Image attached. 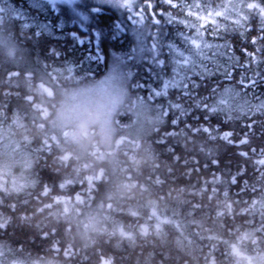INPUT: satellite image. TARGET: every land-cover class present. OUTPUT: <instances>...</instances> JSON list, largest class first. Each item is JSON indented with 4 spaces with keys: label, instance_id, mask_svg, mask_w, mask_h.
Listing matches in <instances>:
<instances>
[{
    "label": "trees",
    "instance_id": "trees-1",
    "mask_svg": "<svg viewBox=\"0 0 264 264\" xmlns=\"http://www.w3.org/2000/svg\"><path fill=\"white\" fill-rule=\"evenodd\" d=\"M10 1L0 35L24 53L0 47V264H264V115L214 108L224 85L242 88V73L264 94V51L255 62L245 54L264 49L259 17L247 21L250 30L216 17L213 32V22L160 0L138 24L117 5L73 1L42 11ZM19 3L32 13L25 20ZM28 15L61 22V35L35 34ZM183 33L200 47H188L194 63L180 76L171 67ZM122 60L109 134L76 141L58 109ZM173 79L179 87L155 95Z\"/></svg>",
    "mask_w": 264,
    "mask_h": 264
},
{
    "label": "rangeland",
    "instance_id": "rangeland-1",
    "mask_svg": "<svg viewBox=\"0 0 264 264\" xmlns=\"http://www.w3.org/2000/svg\"><path fill=\"white\" fill-rule=\"evenodd\" d=\"M73 1H77V3L79 4L96 3V4H107L111 6L117 5L116 0H73ZM175 3L179 7L180 4L178 2H175ZM0 4H2L6 9L10 8V6H13L10 0H0ZM28 4L31 5L32 7H36L42 11H45L44 7H46V4H49V3H48V0H28ZM135 4H137V2ZM142 7H144V5L141 3L138 8H142ZM230 7L239 8V6L237 7L235 5H232ZM15 9L19 11V16L21 18H23L26 15V13L32 14L30 13L28 8H24L20 6V3ZM149 11L150 10H147L146 13H149ZM171 14H173V12ZM128 15H129L128 19H135L133 20V23L135 24L141 23L143 20V18L141 19L139 12L133 9L131 10V12H129ZM172 17L175 21H178V18H176L175 16H172ZM234 19H235L234 14H229V18L227 19V21L233 23ZM209 21L211 22V20ZM25 23L26 25H30V24L33 25L35 34L37 33L40 34L41 32H45V33H49V34L56 35V36L61 35V33H58L61 27V22L60 23L57 22L56 24L52 26L50 25V22L48 19L46 21L39 20V19L36 20V19H32L31 15H28V18H26ZM223 24L225 25L224 21H223ZM214 25L215 24L213 23V25L210 26L213 32L215 31ZM213 32H210L209 38L212 37ZM177 36L180 37L181 42H178L177 47H174V48H175L176 53L180 56L177 57L175 61L177 67L175 69L174 67H171V69L175 70L176 72L175 74L182 76V72H181L182 69H184L185 67L193 66V64L189 66V61L194 63L193 62L194 58H190L189 55L186 53V51L189 50L188 48L189 46L196 47L195 44H198V43L195 40L194 36L185 38V33H183L182 35H177ZM209 40L207 41V43L209 42ZM193 42H195V44ZM3 46L7 47L10 50V52L24 53V51L21 50V47L19 46V44H16L15 41L13 40L9 41V36H5L4 33H1L0 35L1 49L3 48ZM179 47L183 48L184 50H178ZM125 66H126V63L124 62V60L117 61L116 64L112 66V69L109 70L106 77L101 79V81L97 82L96 84H103V83L108 82L114 88V90L117 91L121 96L120 85L123 84V81H122L123 77L120 71H122ZM253 80L254 79L250 78V76H245V74L242 73L238 79V83L242 85L241 89L235 88L233 85H224L214 97L215 99L214 108L216 110H222L226 116L233 117V118L238 117L240 114H244L246 117H250L251 115L257 114V113L264 115V94H260V90H258L255 87V85L252 83ZM94 85L91 84L87 87H83L79 89L77 92L72 93L73 96L70 95L73 99V103L71 104L74 108L76 109L85 108L86 109L93 105L94 100H93L92 92H93ZM256 93H259V94H256ZM66 101H70V99ZM148 109L153 110L148 107L146 109L145 108L138 109L139 115H142L144 112H146L145 114L146 116L148 113ZM112 111L113 109L110 111V113ZM110 113H109V116H110ZM143 120L146 122V118H143ZM144 129L145 127L142 126V123H141L139 132L143 131ZM261 158L262 156L259 157V161L261 160ZM249 264H254V263L251 262Z\"/></svg>",
    "mask_w": 264,
    "mask_h": 264
},
{
    "label": "snow or ice",
    "instance_id": "snow-or-ice-1",
    "mask_svg": "<svg viewBox=\"0 0 264 264\" xmlns=\"http://www.w3.org/2000/svg\"><path fill=\"white\" fill-rule=\"evenodd\" d=\"M61 2L70 4L73 2V0H48V3L52 5H57L58 3H61ZM136 2L137 0H116V3L120 8L127 9L129 12H131ZM139 2L144 5V7L140 8L139 10V15L142 19L145 12L153 8V0H139ZM160 2L168 4L173 8L178 7V5L174 2V0H160ZM179 6L187 7L188 16H196L198 19H208V20H211V22L213 23H215L216 17L223 16L225 19H228L229 14H234L235 19L233 20V23H235L239 28H244L245 30H250L247 28V21L251 18V16L256 15L260 19V30L262 33H264V5L257 2V0H246V2H243L242 0V3L240 4L239 8H231L229 5H224V6H220L219 9H211L207 5H202L200 3V0H193L191 4H187V5L181 4ZM150 14L152 15L153 18L157 15V13L154 11L151 12ZM160 14L163 15L164 13H160ZM153 22L159 23V21L155 19H153ZM37 35H39V33H37ZM259 39L264 40V35H261ZM256 42H257V38H253L252 43L256 44ZM193 43L195 44V42ZM195 46L198 48L200 47L199 44H195ZM157 47H158V44L154 42L151 48L149 49V51L154 52ZM205 47H209V46L205 45ZM261 51H264V49L257 48L256 52H251V53L245 50V54L249 56L252 61L255 62L257 58V53ZM157 63L162 64V62L159 60H157ZM180 83L181 82L176 79H173L167 83H164L162 86V91L155 92V95L157 96L166 95L169 87H179ZM252 83L254 84L255 81L253 80ZM184 87L186 88L187 85H184ZM188 94L190 95V93ZM175 107L179 108L180 105H175ZM212 110L215 111V109H212ZM173 123L175 124L176 121H173ZM197 131H199V129H197ZM203 131L205 133L210 132L208 128H204ZM231 135H232L231 133H225L223 134L221 139L227 141L228 143H234L233 141L230 140ZM248 135L249 134L246 133L244 138L241 141H239V144H247L249 142ZM253 152H255V149H253ZM241 155L247 156V153L242 152ZM261 155L264 156V150H262ZM260 162L264 163V159H262Z\"/></svg>",
    "mask_w": 264,
    "mask_h": 264
},
{
    "label": "clouds",
    "instance_id": "clouds-1",
    "mask_svg": "<svg viewBox=\"0 0 264 264\" xmlns=\"http://www.w3.org/2000/svg\"><path fill=\"white\" fill-rule=\"evenodd\" d=\"M92 96L94 102L89 108L76 109L70 101H66L57 111V120L71 129L73 138L78 142L91 141L94 133L105 139L109 134V113L121 101L120 94L108 82L94 85Z\"/></svg>",
    "mask_w": 264,
    "mask_h": 264
},
{
    "label": "flooded vegetation",
    "instance_id": "flooded-vegetation-1",
    "mask_svg": "<svg viewBox=\"0 0 264 264\" xmlns=\"http://www.w3.org/2000/svg\"><path fill=\"white\" fill-rule=\"evenodd\" d=\"M8 17L9 15H7V9L2 4H0V25L2 26V30L9 23Z\"/></svg>",
    "mask_w": 264,
    "mask_h": 264
},
{
    "label": "bare ground",
    "instance_id": "bare-ground-1",
    "mask_svg": "<svg viewBox=\"0 0 264 264\" xmlns=\"http://www.w3.org/2000/svg\"><path fill=\"white\" fill-rule=\"evenodd\" d=\"M30 234V233H29ZM26 235V234H25ZM29 236V235H28ZM32 236V235H31ZM33 237V236H32ZM37 237L35 236V239H36ZM36 241V240H35ZM37 242V241H36ZM67 243V242H66ZM66 245V244H65Z\"/></svg>",
    "mask_w": 264,
    "mask_h": 264
}]
</instances>
